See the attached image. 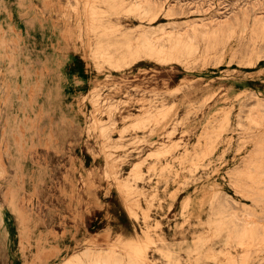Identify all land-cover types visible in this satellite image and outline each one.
I'll list each match as a JSON object with an SVG mask.
<instances>
[{"label":"rangeland","instance_id":"obj_1","mask_svg":"<svg viewBox=\"0 0 264 264\" xmlns=\"http://www.w3.org/2000/svg\"><path fill=\"white\" fill-rule=\"evenodd\" d=\"M159 2L164 63L127 1L0 0V264H264V0Z\"/></svg>","mask_w":264,"mask_h":264},{"label":"bare ground","instance_id":"obj_2","mask_svg":"<svg viewBox=\"0 0 264 264\" xmlns=\"http://www.w3.org/2000/svg\"><path fill=\"white\" fill-rule=\"evenodd\" d=\"M110 1H112V0H110ZM121 1L122 2L127 1L128 3H130L132 5V7L136 8L139 12V15H137V16L140 17V23H139L138 27H136V29L138 31L137 38L135 40L129 39L127 41V43L124 42L122 45V47H125V49L127 48V52H132L133 46L136 45V48L134 49L135 53L141 51L144 53V55H147L150 58H153L155 62L164 63V62L169 61V60L178 59L179 56L184 54L186 49L192 47L191 41L193 39H195V37H193L191 35H186L185 33L183 34L182 30L179 31L178 28L181 25V23H176L175 20H171L168 23L171 26V31L170 30L168 31L165 24L160 23V24L156 25V24H153V22H152V20H155V18H157L156 19V21H157L158 18H160V16L162 14H164V12H165V16H168V17L173 16L175 14L173 7L164 8L163 3L159 2L160 0L159 1H157V0H121ZM145 15H149V16H151V18L145 19ZM109 21L112 22V20H109ZM146 21H148V23H146ZM184 23L186 24V21H184ZM222 23H224V22H222ZM193 25H195V24H193ZM120 26H121L120 22L118 23V21L115 20L114 23L108 24V26H106L105 32H107L108 30H121ZM190 26H189V28H190ZM181 28H183V27H181ZM216 28L217 27H215V29ZM202 29H200V30H202ZM192 33H194V32H192ZM100 43H102V41H100ZM193 46H194V44H193ZM100 47H102V46H100ZM117 48L119 49V47H117ZM193 49H196V48H193ZM193 49H192V51H193ZM108 50H110V49L108 48ZM122 50H124V49H122ZM94 51H96V50H94ZM112 51L113 50H111L110 52H112ZM127 52L124 53L122 51L121 52L113 51L112 53H109V54L114 55L117 53H124L122 55V56H124ZM73 56L74 57L72 59L71 64L76 59L80 60V63L82 62L81 59H79V57L77 55L73 54ZM94 56H95V53H94ZM85 58H86V56H85ZM142 58L143 57L141 55H139V56H136L134 58V60L140 61ZM97 62L98 61H96V63ZM20 81H22V79H20ZM46 89H47V85H46ZM115 247H116V245H115ZM85 255L89 257L88 259L91 260L92 264H147V263H142V262H140L136 259H133V258L126 259L121 254L117 253L114 249H112V251L110 253L107 251L105 252V251L100 250L99 254L95 255V256L92 255V251L90 249H86L85 251H82V252H75L71 258L66 259L62 264H72V263L84 264ZM0 260H2V259H0Z\"/></svg>","mask_w":264,"mask_h":264}]
</instances>
